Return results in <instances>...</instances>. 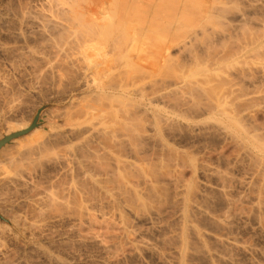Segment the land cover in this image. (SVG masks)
I'll return each mask as SVG.
<instances>
[{"label":"rangeland","instance_id":"rangeland-1","mask_svg":"<svg viewBox=\"0 0 264 264\" xmlns=\"http://www.w3.org/2000/svg\"><path fill=\"white\" fill-rule=\"evenodd\" d=\"M56 1L57 0H55V2ZM76 1L78 3V1H81V0H76ZM82 1H81V3H82ZM90 1L97 4L101 0H90ZM55 2H54V0L53 1L52 0H13V1L12 0H0V9H1L0 10V18H1L0 20L2 21V22H0V25L2 24L0 26V31H1L0 32V49L3 50L2 48H4L3 51L0 50V141L6 137L12 135V134H16V133H19V132L26 130L27 128H30L32 126V124L35 123V128L33 130H31L28 134L11 141L9 144L5 145L3 148L0 149V184H1L0 185V264H8V263L9 264H55V263H57V264H65V263L66 264H179L178 261H180L179 259H182V258L184 259V260L182 259L184 263L182 261H180V262L183 264H226V261L228 262V264L229 263L230 264H232V263L233 264H264V261H263V259H264L263 258L264 257V196H263L264 195V183H263L264 182L263 181L264 180V168L263 167L261 168V166H264V165H262V164H264V157H263L264 154L262 152H261L262 154L259 153L260 151H258V150L255 151V148H253L251 143H250V145L248 144L249 138H251L249 135L250 133H251L252 137H257V138L260 137L261 139H263L262 141L264 143V116H263L264 115V110H263L264 109V107H263L264 103H262L263 101H261V102L256 101L259 99V97L264 95V79L259 78V79L255 80L254 83L252 81H249V82L246 81L244 83H241L239 86H237L236 87L237 89L235 88L237 91V94L239 93L240 95L242 92H244V93L246 92L247 95H250V96H251V94L252 95L254 94L251 97L247 96L248 98L249 97L252 98L250 100L249 99L246 100L247 101L246 102L247 107L245 105L246 103H244L242 105L239 104L242 102L231 103V102H233V100L228 99L230 97L228 95H226L225 93H223L226 96L222 95L221 99L224 102V104L222 105L223 107L220 106L221 107L220 111L218 109V111H215V112L213 111V113H210L212 111H206L204 108H200L201 111L196 110V111H200V112H198V114L195 111L196 115L193 114L194 111H192L193 113L189 112V111H187V113H186V111H185L187 116L188 115L190 116V117L189 116L185 117L186 114L184 112H182L185 110V108L183 109L182 107H180L178 105H177V109L175 107L176 106L175 100L178 98L172 96L173 103H175V104H173L172 101H170L171 97L168 99H165V101L167 100L166 103L164 101L160 100V97H158L157 96L158 94H156L154 91H158V90L161 91L159 89V88H162L161 86L164 85L166 87V86H168V84L171 85L174 82L173 79H172L173 82L169 81L170 80L169 78H171L173 76V75L171 76V74H170L171 72H169V73L167 72V70L169 69L168 68L169 64L171 62H172L171 64H173V61H174L175 65L176 64L178 66L184 65V67H186L185 65H187L190 67V64H184V62L189 63V61H190L189 59H191L190 56L195 55L194 50L199 52L201 46L204 45L206 40H208V38L210 37L212 32L215 33L214 29L212 32L209 31V30H212L211 27L207 28L209 30H207V29H205V31L197 30L193 34H187L185 37V44L172 47V49L170 51V54H171L170 59H169L170 62L167 65L168 66L167 69H163L162 63L159 64L158 65L159 67H157V68L156 67L155 68L149 67L148 65L141 63L139 66H141V67H143L149 71H153L152 73H154V74L150 73L153 76L152 79L155 80L154 76L157 75L156 78L157 77L158 78L156 79V81H154V83L152 82L153 80L152 81L150 80L152 83L148 84L150 82L149 79H151V78L147 76L149 79L142 80V78H141L140 81L142 80V83L141 82L139 83V81H138L137 86H133L134 88L133 87L129 88L130 87L129 85L131 83L133 84V82L131 81L133 78H131V80H129L130 83L127 85V82H125V81H127L130 78H128L127 80L125 78H126V76L128 77L129 75L126 74L124 76V73H125L124 70H123L124 72L121 70L120 74L118 75V77H119L121 75V73H123V75H121V77L122 76L125 77V78H123L124 84L126 83V85L129 88V91L132 89L131 92H133V91H135V88H137L136 93L135 92H133L134 94L132 93V97H134V99L131 97L133 100L132 99H131L132 101L128 100V101H130V102H128L129 103L128 107L130 106V103L133 105V107H137L135 105V103H133L135 99H137V100H135L137 105L139 104V102L144 103V101H145V103H148L149 100H152V99H154V100H152V102L154 103V104L152 103V105H153L152 107H154V105L159 104L158 108L157 107H155L154 109L152 108L153 110L151 109V111L152 112L156 111V113L159 114L158 116L160 118L158 116L157 117L162 122L161 123L156 122V124H157V126H156L153 122L154 120L151 118V117H153V113L150 112L147 114V116H145L146 121L144 120L145 123H143V125L145 126L144 129L148 130V131L150 130L149 132H152L156 128H157V130L162 129L161 134H163L162 136L164 137V140L167 142V144L174 151L176 150L175 152H177V151L179 153L181 152L183 154L181 156L184 157V161L186 160L185 163L183 161V163L179 164L181 167L180 166L178 167V170L181 168L180 171H181V175L183 178V183L185 182L184 183L185 185H186V183H187V185L188 184H191V185L194 184L196 186V188L199 190V191L197 190L198 191L197 192V199H196L197 208L194 209V211L192 210V212H194L195 214L192 212L189 214V217H191V216H193V217L190 218L191 222L188 220L187 225L190 224L191 226L186 225L187 227L186 226L184 227V231L186 230V228H188V231L192 228L191 230L193 232V233L190 232L191 230L189 232H187V230H186L187 233L185 232L186 233L185 237L187 239L186 241H188V242L190 241V243L186 242L185 246H183V249H185L187 247L186 253L184 251V254H186L187 257L185 256V257L181 258V256H179V252H180V248H182L181 247L182 243L180 241L181 236H182V230H181L182 226H180L181 224L177 221L175 216H170L168 218L167 215H165L166 212L168 210H170V205L174 201V189L173 188L170 187L168 189V191L170 192V190H171V192H170V195H168V199L165 200L166 202L170 201V204L166 203L165 201H163L165 204L162 202L161 203L159 202L160 203L159 204L158 202L156 203V201L155 202L152 201L153 203H155L154 207H152L151 203H149V205L146 206L147 207L146 209L142 205H141V207L136 206V205H134L133 207L131 205L129 207L127 204H124L120 201H119L120 203L115 204V203H111V201H108L107 199L105 200L103 196H100L101 193L100 192L98 193L97 189L95 190V193H93L95 188L92 190L93 187L90 185V183L86 179H85L86 181L85 180L84 181L86 183L88 182V185L82 184V182L83 183H85V182L80 180V179H82L83 176L85 177L88 173L85 175L84 171H82V173H84L82 175V173L80 172L81 176H82V178H80L81 177L79 175L80 173L78 171H76V172H78L79 174L74 172L76 170L75 168L78 166V165L75 166L76 163L72 164V166L70 164H66V165L71 166V167L67 166L69 169L68 168H67L68 170L66 169V166H65L66 161H67V163L68 162L70 163V161L73 163L74 157L76 158L74 160H78L80 158V157H77V156H79V153H80L77 149H81L80 151H82L83 148H86L87 150H89L90 148H94V146L91 147L89 145V141L92 143V141L94 140L93 139L94 132L92 129L93 128L92 125L93 124L96 125L95 126L96 128L100 127L97 124H99V122L101 123L102 118L96 116L97 118H100L101 120L97 121V118L96 119L88 118V120L90 119V121H88V120L86 121L85 120L86 116H85V119H84V116H83V118H81L82 117L81 115H84L83 113L78 115V111L81 113L80 109L81 110H83L85 108L87 109L86 106L91 103L88 106L89 112L93 113L94 115L100 116L99 115L100 113L97 114L98 111L100 112V109L98 111L94 109L97 107V104L99 105V103H98L99 101L97 102L96 99H93V97H95V96H93V94L90 95L91 96L90 97L89 96L90 93L89 92L87 93V91L84 93L88 94V96L85 95L84 93H82L83 91L73 90V86L70 83H68V82H70V80L68 77L69 74L66 75V73H68L67 71H65L66 73L63 74L64 71L63 72L60 71L59 68H57V66H56V68L55 67H53V69L51 68L52 66L57 65V63L53 65V63L58 59L57 56L59 55L60 50H61L60 53L63 54L62 49L59 50L58 49L59 47L55 46L54 44H51V43H55L57 41L56 45H58L57 43L60 40L59 37H57V35L54 36L53 34H52L53 36L51 34H44L42 36H41V34H40V36H37L39 34H35V32L38 29V27H37L38 25H36L38 22L39 23L43 22L45 19H47L46 16L52 17L53 14H55V16H56L55 11L57 9L55 8V4L57 2L56 3ZM74 3H75V1H74ZM81 3L79 2L78 4L80 6H82L83 8L89 7V5L87 3L86 4L84 2H83L84 4L83 3L81 4ZM52 7H53V10H52ZM56 7H57V4H56ZM50 8L52 11L50 10ZM16 9H18V10H16ZM29 9L32 11L29 12ZM13 12H15V13H13ZM26 12L28 14H26ZM51 12H53V13L51 14ZM39 13L41 14V18H40ZM22 14H24V15H22ZM32 15H33V17H32ZM44 16H45V18H44ZM12 17H14V18H12ZM22 18L24 21H22ZM33 18H34V20H33ZM41 19H42V21H41ZM25 21H27V22H25ZM34 21H35V23H34ZM9 23L12 25H9ZM5 24H8V25L5 26ZM20 24H21V26H20ZM40 24H42V23H40ZM133 25H135V24H133ZM11 26L12 27L14 26V27L12 28ZM15 26H17V28ZM8 28H9V30H8ZM16 31L18 33L20 32V34H19L20 38L17 36L18 34ZM21 31H22V33H25V34H22ZM202 31H203V33L205 32L204 36L202 34ZM132 33H134V32H132ZM15 34H16V36H15ZM216 34H217V32H216ZM49 35L52 37H50ZM212 35L211 36L213 38V37L219 35V33L217 35H215V34H212ZM21 36H22V38L25 36V38H24L25 40L24 39L21 40ZM142 36H143V34H139V33L133 34V42H134L135 47L140 42L139 40L142 39ZM16 37H18V38H16ZM41 37H42V39H41ZM201 37H202V39H201ZM31 38L33 39V41ZM51 39H52V41H51ZM54 39H55V42H54ZM63 42L64 41H62V46H61V44H60L61 41H59L60 48L61 47L63 48V45L65 47H67L65 45V43L63 44ZM20 43H22V44H20ZM48 43H50V44H48ZM187 43H188V45H187ZM191 43L195 44V45L192 46ZM5 45H6V47H5ZM43 45H44V47H43ZM50 45H53L52 46L53 48L49 47ZM54 47L56 49H58L59 51L56 49H55V51H53L52 49H54ZM197 47H198V49H197ZM185 48H186V51H185ZM5 50H7V51H5ZM188 51L189 52L192 51L194 53V55H190L192 52L188 55V53H189ZM200 51H202V49ZM65 52H66V49H65ZM182 52L184 55L182 54ZM57 53H58V55H57ZM44 54L46 55V57ZM52 54H55V55H52ZM22 55L26 56V58ZM178 55L180 57H178ZM187 55L189 56V59H187L188 58ZM49 56H50L51 60H50ZM61 56H63V55H61ZM27 57H28V59H27ZM75 57H77V56H75ZM181 57L183 58V60H179ZM184 57H185V59H187V62L184 59ZM40 58H42L45 62L42 61V59H40ZM81 58H82V56L80 55V57L77 59L79 60ZM30 59H32V60H30ZM46 59L50 60L51 63L49 64L50 61H47ZM54 59H55V61H53ZM176 59H178V60H176ZM175 60L177 62L181 61L182 65L180 64V62L177 63ZM43 63H44V65H43ZM251 63L252 64H250L249 66L253 65L252 66L253 68H254V65L256 66L255 68H257V66H258V68L262 67V66L258 65V63L256 61L255 62L251 61ZM51 64H52V66H51ZM174 64L172 65L173 67L175 66ZM160 67H161V69H160ZM177 67L175 66V68H177ZM182 67H181V69H182ZM263 67H264V65H263ZM174 69H172V70H174ZM172 70H169V71H172ZM176 70H177L176 72L178 74V71H180V70L179 69H176ZM161 71L162 72L166 71L171 77H168L169 75H167L166 72H164V75H163V73L161 74ZM227 71H228V69H227ZM61 72H62V74H61ZM113 72H111V74L117 73V72H114V73ZM176 72H174V73L176 74ZM59 73L61 75H59ZM158 73L160 74L159 75L160 77L158 76ZM109 74L107 75L108 78L107 77L102 78L105 80V82H106V80H108L107 83H109V80H110ZM165 74H166V76H165ZM64 75H65V77H64ZM134 75L135 74H133L132 76H134ZM113 76L115 78V75H112V77ZM67 77H68V79H65ZM136 77H137V75H136ZM138 77H137V79L139 80ZM97 78L98 79H96V77H95V79L93 78L94 81H96V82H93V79H92V82L97 83V81L99 80L102 83L100 76ZM105 78H107V79H105ZM160 78H162V80ZM119 79H120V77L118 79H116L117 84H119V83L122 84L120 82V81L123 82V80H121L122 78L120 79V81H119ZM137 79L135 78V79H133V81H136ZM213 79H216V78L214 77V78H212V80ZM104 80H103V82H104ZM112 80H114V79L112 78ZM118 81H119V83H118ZM143 81H144V83L147 81L144 84V86H143ZM214 81L217 82V80H214ZM113 82L112 83L114 85L115 81H113ZM170 82H172V83L170 84ZM213 82H211L212 85H213ZM159 83H160V85H158ZM166 83H168V84H166ZM132 84H131V86H132ZM94 85H96V84H94ZM69 86H71V87H69ZM138 87L143 88V89H141V93L142 94L145 93L144 96H141L140 89H138ZM155 88H156V90H155ZM152 89H154V91ZM186 89L187 90H185V91L183 90V93L185 94V92H186L187 94H189L188 93L189 88H186ZM248 89H249V91H248ZM251 89H253V90L251 91ZM150 90H152V91H150ZM217 90L218 89L213 90V91H215L218 94L222 93L221 90H219V91H217ZM145 91H147V92H145ZM209 91H210L209 93L211 94L212 90H209ZM213 91H212V93H213ZM256 91H257V94H256ZM148 92H150V93H148ZM152 92H153V94L154 93L155 94L153 95ZM147 93H148V95H147ZM248 93H250V94H248ZM150 94H152L154 97L155 96H157V97H155V98L148 97V96H150ZM145 95H147V97ZM207 95L206 96L204 95V97L208 98ZM216 95L217 94H215V95L211 94L208 96L209 97L210 96L215 97ZM255 95H256V97H255ZM257 95H258V97H257ZM141 97H143L142 100H141ZM223 97L230 100V102L227 99L223 100L224 99ZM247 97H245V99ZM91 98L93 100H95L97 103L95 101H90L88 103L87 101L91 100ZM146 98H147V100H145ZM253 100L256 101L257 103L254 102ZM168 101L171 102L170 105L167 104V103H169ZM86 102L88 103L87 105H86ZM94 102L96 105L94 104ZM159 102H161V103H159ZM162 102H163V104H162ZM105 103L102 102L97 108L101 107V105L102 104L104 105ZM203 103H205V102L203 101ZM203 103H201V104H203ZM76 104H78V105H76ZM92 104L95 106H93L92 109H90L89 107L92 106ZM160 104H161V106L162 105L163 106L165 105V106L161 107ZM172 104H173V106H172ZM201 104L199 106L203 107ZM226 105H227V107H226ZM240 105L243 106L244 108L241 107ZM80 106H81V108H80ZM125 106H127V105H125ZM166 106H168V107H166ZM258 106H260V107L258 108ZM232 107H234V108H232ZM236 107H238L239 112L236 111V109H237ZM78 108H79V110H78ZM118 108H119V106H118ZM118 108H114V109H118ZM156 108L159 110L157 111ZM164 108H165V111H164ZM181 108H182V111L180 110ZM255 108L259 109L260 111L256 110ZM101 109H104V106H102ZM125 109H128V108H125ZM76 110H77V113L75 112ZM91 110L94 112H92ZM119 110L121 111V107L119 108ZM204 110H205V112H204ZM86 111L88 112V110H86ZM63 112L64 113L68 112L69 114L71 113L70 116L75 117L79 121L78 123H80V124H77L74 126V122L68 121L65 118H61L62 116H60V115H64ZM72 112H74L76 115L73 114ZM125 112L128 113L127 111H125ZM125 112H124V114H125ZM180 112H182L181 115H180ZM234 112L238 115H235ZM120 113L121 112H119V114ZM232 113H233V116L235 115L236 120H237V117L239 118L238 119L239 123L242 122L240 124V126L243 125V128H245V129H241L242 131L239 132L237 130V128L230 127L228 120L225 118L229 117V115L231 117H233L231 115ZM54 114H55V116H54ZM149 114L150 115L152 114L151 117ZM125 115H128V114H125ZM246 115H248V116H246ZM122 116H124V115H122ZM181 116L184 118H182ZM78 117H79V119H78ZM163 117H164V119L169 120V121L168 120H166V121H167V124L169 123L168 125H171V126H166L167 125L165 123L166 121L162 120ZM250 119H252V120H250ZM248 120H250V121H248ZM254 121H255V123H254ZM91 122H92V124H91ZM177 123H179V124H177ZM252 123L254 126H251ZM84 124H85V126H84ZM159 124H160V126H158ZM227 124H228V126H227ZM149 125H150V127H149ZM172 125H173V127H172ZM220 125H221V128H220ZM222 125H223V127H222ZM155 126H156V128H155ZM247 126L251 130L247 129ZM223 128H225V129H223ZM255 128H256V130H258L257 128H259V130L256 131ZM13 131H15V132H13ZM32 131L33 132L37 131V132H35V134L30 135L32 133ZM51 131H53V132H51ZM89 131L91 133L93 132V136ZM237 131H238V133H237ZM164 132H166V133H164ZM88 134L92 138L90 136H87ZM228 134L231 135L232 137L230 136L231 137L230 138ZM242 134L245 136H243ZM252 134H254V135H252ZM53 135H56L57 138H56V136H53ZM40 136H44L43 140L45 142L42 145H40L36 141V138L40 137ZM76 136H78V137H76ZM85 136L87 138H89V140L86 139ZM233 136H235L237 139L235 137L233 138ZM246 137L248 138V140L245 139ZM45 138H46V140H45ZM25 139L27 140L28 144L26 143ZM233 139H235V141H233ZM18 140H19V142H18ZM85 141H87L88 144ZM82 142H84V145L86 143L85 147H82V146H84ZM93 143H94V141H93ZM93 143L91 145L95 144V143L94 144ZM27 147H29L28 148L29 150L26 149ZM157 148L159 150H157ZM157 148L155 149V151L157 152V155L158 154L160 155V148L159 147H157ZM246 148H247V150H246ZM86 149L85 150L83 149L84 153H88V151ZM252 149H253V151H252ZM1 150H2V152H1ZM28 151H30V152H28ZM249 151H250V153H249ZM83 152H81V153L83 154ZM74 154H76L77 156H75ZM82 154H80V155H82ZM249 154H251V155H249ZM159 155H158V158H159ZM246 155H249V156H246ZM252 155H254V156H252ZM258 156H259L260 160L257 159ZM253 157H255L256 159ZM189 159L190 160L193 159L194 163H192V162L187 163V161H189ZM83 160L84 159H81L82 162H83ZM254 160L255 161L259 160L260 163L258 161V165L256 166L255 164H257V162H255ZM14 161L16 163H14ZM74 162H78V161H74ZM190 163H192L193 165ZM194 165L196 166L195 168H193ZM259 165H260V167H259ZM74 166H75V168H74ZM72 169H74V171ZM259 169H261V170H259ZM69 170L71 172H69ZM81 170H82V168H81ZM67 171H68V173H66ZM73 173L75 175H79L80 177L77 178L76 176H74ZM258 173H259V175H257ZM69 174L70 175L73 174L72 176L74 177V179ZM79 182L83 185V187H85V185L91 186L92 192L89 191L90 189L89 190H88V188L86 189V187H85V189L89 191L88 193H86L87 191L84 190V188H83V190H81L80 187L82 185L80 184L81 185L80 186ZM6 183H8V184H6ZM3 184L5 185V187ZM74 186H76V189H74V190L79 189L78 190L79 192L73 191L75 193V196H74V193L71 191V190H73ZM71 187H73V188H71ZM69 188H71L70 189L71 192L67 191V190H69ZM204 188H206V189L204 190ZM80 191L83 194H81ZM83 191H85V192H83ZM96 192L98 194H96ZM169 192H168V194H169ZM70 193H72V194H70ZM51 194H52V196H51ZM90 194L92 195V197L90 196ZM53 195H55V196L53 197ZM76 195L78 196V198H76L77 197ZM85 195L87 196L86 198H85ZM48 196L58 199L59 201L57 203L58 204L60 203L61 207H58V206H60V204H59L57 207L55 206L56 208H59V209H54V205L49 204L48 199L50 197H48ZM82 196H84V200L86 202L84 200H82L83 199ZM260 196H262V197H260ZM74 197L77 200L82 201V203L79 202L80 203L79 205L82 206L85 204L84 208H85V206H86V208L89 207L88 209H90L91 211L90 210H88V211L91 214L93 213L97 217L96 223H94L93 228H90L91 230L89 229V226L87 223L86 224L83 223L84 224V225H82L83 231H81L82 235L81 234L79 235L78 233H77L78 235L76 234V232H77L76 230H77V228H79L78 225H80L79 219L81 217V214H80V212H78L80 209L79 208H78L79 210L77 209V207H79V206L77 205L78 204L76 202L77 200L74 199ZM81 197H82V199H81ZM100 197H103V199H101ZM255 197H257V198H255ZM90 198L92 199L91 201H89ZM63 199L65 202H63V203L60 202V201H63ZM67 201H68V203H66ZM72 201H74V202H72ZM260 202H261V204H260ZM57 203H55V204H57ZM86 203H87V205H86ZM33 204H35V205H33ZM156 204H158V205H156ZM162 204H164V205H162ZM25 205H27V206L31 205V206L24 207ZM50 205H52L53 207H51ZM76 205H77V207H76ZM198 205H200V206H198ZM114 206L115 207L117 206V207L115 208ZM165 206H167V208ZM64 207L66 210L64 209ZM66 207H69V208L67 209ZM121 207H122V209H121ZM137 207H138V209H137ZM164 207L167 210L164 209ZM118 208H120V209H118ZM29 209H31V210H29ZM74 210H75V212H74ZM156 210L164 211L163 212L164 214H162L161 217H158L156 215L152 216L151 214L152 213L155 214ZM56 211H58V212L56 213ZM38 212H40L41 214ZM74 213L77 214V216ZM72 214H73V217H72ZM102 214L106 215V219L111 217V215L112 216L114 215V217H116V219L114 218L115 219L114 221L118 226L119 225L122 226L123 224L132 225V227H133L132 231L134 232V235L136 237H134L131 240V242H128V243H126V242L123 243L124 241L122 243H119L121 241L120 240L116 241L115 239H113L114 242L110 241L112 239H107L106 241H108L109 243L108 242L99 243L98 240L97 241L89 240L90 235H91L90 233H92V234L96 233V232H92L93 229H94V231L100 232L101 234L104 233L103 234L104 236L105 235L110 236V235H112L111 234L112 232H114L113 234L116 233V231L110 230L108 228L106 229V226L103 223V219L100 218V217H102ZM78 216H80V217H78ZM162 218L163 219L165 218L164 221ZM122 219L125 220L126 222H124ZM121 221H122V224H121ZM221 221H223L224 224H226V225H224L223 222H221ZM219 222L221 224H219ZM30 226H31V228H29ZM179 226H180V229H179ZM189 227H190V229H189ZM8 229H9V231H8ZM194 231H196V232H194ZM86 232L89 233V238H87L88 233L86 234ZM84 234L87 237H85ZM201 234H203V236ZM199 235L202 237H200ZM231 237H232V239L235 238V240L238 241V243L240 245H242V247H244V245H245L244 248L247 249L246 253L238 251V250L234 251V250L229 249V247L227 245V243H228L227 241H229V239H231ZM198 238H199V240H198ZM38 239H39V241H38ZM48 239H49V241H48ZM219 239L223 240L222 245L220 243H218ZM166 241H167V243H166ZM38 246H39V248H38ZM226 247H228V248H226ZM227 249L229 250L228 252H226ZM257 252H259V253H257ZM260 254H261V256H260ZM227 255H230V256H227ZM14 256H15V258H14ZM228 257L232 260V262L229 261L230 259ZM9 259H11V260H9ZM222 259H224V260H222ZM4 260L8 261V262L4 263ZM259 260H260V262H259Z\"/></svg>","mask_w":264,"mask_h":264},{"label":"bare ground","instance_id":"bare-ground-1","mask_svg":"<svg viewBox=\"0 0 264 264\" xmlns=\"http://www.w3.org/2000/svg\"><path fill=\"white\" fill-rule=\"evenodd\" d=\"M74 1H75V3H74ZM81 1H78V3L79 2L81 3ZM117 1L118 0H101L99 3L95 4V3L91 2L90 0H83L82 3L84 2L85 4L87 3L89 5V7L83 8L82 6H80L77 3L76 0H57L56 1L57 3L54 0V2L57 4V7H56V4H55V8L57 9L55 11L56 16H55V14H53L52 17L48 16L49 18L46 16L47 19H45L43 22H40L42 24H40L39 22L36 24V25H38L37 26L38 29L35 32V34H39L37 36H40V34H41V36L44 35V34H51V35L53 34L54 36L57 35V37H59V39H60V40L59 39L58 40L61 41V43H60L61 46H62V41H64L63 44L65 43V45L67 46V47H65L63 45V48L62 47L60 48L59 41L57 43L58 45H56L57 41L55 42V39H54L55 43H51V44H54L55 46L59 47L58 48L59 50L62 49V51H63V54H62V53H60L61 50L59 51L55 47H54V49H52L53 51H55V49L58 50L59 51V55L57 53L58 56L57 55L56 56H57L58 59L56 58L57 59L56 61H55V59L53 60V61H55L53 63V65L56 64V63H57V65L52 66V64H51V66H52L51 68L53 69V67L56 68V66H57V68H59L60 71H62V72L64 71L63 74H65L66 73L65 71H67L68 73H66V75L69 74L68 77H69V80H70V82H68V83H70L73 86V90H75V91L76 90L83 91L82 93L87 91V93L88 92L90 93L89 96L92 95V94H93V96H95V97H93V96L92 97H93V99H96L97 102L99 101L98 102L99 105L102 102L103 103L106 102L108 104V105L106 103L104 105L102 104L101 107H99V108H97L99 106L97 104V107L94 108L97 111L100 109V112L98 111V113H97V114L100 113L99 114L100 116L94 115L93 113L89 112L88 106L91 103L90 104H88V103L90 101H95L92 98H91V100L87 101L88 103L86 102V105L88 104L86 106L87 109L84 107L85 109H83V110L80 109L81 113L78 111V115H80L82 113L84 114V115H81L82 117L80 116L81 118H83V116H84V119H85V116H86V119H85L86 121L88 120V118H91V119L92 118L96 119L97 117L102 118V120L100 118H97V121L101 120V123L99 122V124H97L101 128L100 127L96 128L95 127L96 125H94V124H93L94 126L92 125V127H93L92 129H93V132H94V137H93L94 140L93 141H94L95 144L90 139L94 145H91L92 143L90 141H89V145L91 147L94 146V148H90L91 150L90 149L87 150L86 148H83L84 150L86 149L88 151V153H84L83 149H82V151H80L81 149H77L80 152L79 156L74 154L75 156L80 157L81 159H84L85 161L83 160V162H82L80 158L78 160H74V159H76L74 157L73 163L71 161H70V163L69 162L67 163V161H66L65 162V166H66V169H67L68 168L67 166H69V165H66V164H70L72 166V164L76 163L75 166L78 165L77 166L78 168L77 167L75 168V166H74V168L76 170L74 171V169H72L75 173L79 174L80 172L82 173V171H84L85 175L87 173L88 174L85 176L86 178L83 176L84 179L82 178L81 173L79 174L81 177L79 175H75L73 173L74 176H76L77 178L78 177L82 178V179H80L82 181H84L85 179L88 180L90 185L93 187L92 190L95 188L93 193H95V190L97 189L98 193L99 192L101 193L100 196H103L105 200L107 199L108 201H111V203H115V204L122 202L124 204H127L129 207L131 205H132V207L134 205L141 207V205H142L146 209L147 208L146 206H148L149 203L152 204V207H154L155 203H153V202H155V201H156V203L157 202L158 203L159 202L160 203L161 202L164 203L163 201L168 199V195H170V192H171V190L169 192L168 189L170 187L173 188L174 189V201L173 202L171 201L172 203L170 205V210H168L165 215H167L168 218L170 216H175L177 221L181 224L180 226H182V229H181L182 230V236H181V240H180L181 243H182V245L180 244L182 248H180V252H179V256H181V258H182V257L186 256V254H184V251L186 253L187 247L186 248L184 247L185 249H183V246H185L186 242H188V241H186L187 239L185 237L186 233L189 232L192 229V228L190 229V227H189L190 230L188 231V228H186V230H187V232H186V230L184 231V227L187 225L188 220L191 222L190 218L193 217L191 215H190L191 217H189V214L192 212V210L194 211V209L197 208L196 199H197V192L199 190L196 188V186L194 184L193 185H191V184L187 185V183H186V185H185L184 184L185 182L183 183V178H182L181 171H180L181 168L178 170V167L180 166L179 164L183 163V161H184V157L181 156L183 154L181 152H180L181 153L180 154L178 151H177L178 153L175 152L176 150L174 151L167 144V142L164 140V137L162 136L163 134H161V130L162 129L161 130L160 129L157 130V128H156V126H157L156 122L157 123H159V122L161 123L162 121L159 119L160 118L158 116L159 114H157L156 111L152 112L151 109L152 108L154 109L155 107L158 108L159 104L154 105V107H152L153 106L152 105V103H153L152 100H154V99H152V100H149V102L147 101L148 103H145V101H144V103H140L139 102V104L137 105V103L135 101L137 99H135L133 103H135V105L137 107H133V105L131 103H130V106L128 107V104H129L128 102H130L128 100H131L132 98L134 99V97H132V93L133 92L136 93V90H137V88H135V91L131 92L132 89L129 91V88H131L133 86H137L138 81H139V83L140 82L142 83V80H147V79H149L148 77L151 78V79H149V81L153 80L152 81L153 83L158 78V77L156 78V76H157L156 75V76H154L155 80L152 79L153 78L152 74H154V73H152L153 71H149V70L139 66L141 63H144V64L148 65L149 67H153V68L159 67L158 65L162 63L163 69H167V67H168L167 65L170 62V60H169L170 56H171L170 51H171L172 47L180 46V45L185 44V37H186L187 34H193L197 30L205 31V29L211 27L212 30H209V29H207V30L212 32L213 29H214L215 33L212 32V34L217 35L219 33V35H217V36L214 35L215 37L212 38L213 35L208 31L212 36L210 35L208 40H206L205 43L203 42L204 45H202L200 43L203 46V47L201 46V48H200V50L202 49V51L199 50V52H197V51L194 50L195 55H194V53L192 51L191 52L193 54L188 51L189 52L188 55L191 53L190 55H194V56H190L191 59H189V56L187 55L188 58L187 57L186 58L189 59L191 62L190 61H189V63H185L184 62V64H190V67L187 66V65H185L186 67H184V65H182L181 61H179V62H180V64L183 67L180 66V65H179L180 66L179 67L177 64L175 65L174 61H173V64L176 67L178 66L177 68H175V66L174 67L172 66L173 64H171L172 63L171 62L169 64V67H168L169 69L167 70V72L168 73L171 72L170 74H171V76L172 75L173 76L171 77L166 71H164V72H166L167 75H169L168 77H171V78H169L170 79L169 81H172V79H173L174 82L173 81H172L173 83L170 82V84L172 83L171 85L168 84L169 82L166 83V84H168V86H166V87L164 85H163L164 87L161 86L162 88H159L161 90V91L158 90L159 92L158 91H154V89H152V90L156 94H158L157 96L160 97V100L164 101L165 103L167 102V100L165 101V99H168L170 97H171L170 101H172V103H173L172 96L178 98V99L175 98L176 99L175 100L176 106L175 105L174 106L176 107V109H177V105H178V106L182 107L183 109L185 108L184 111H182V108L180 109L182 112L185 113V111H186V113H187V111H189V112L194 111V113L193 112L192 113L195 114V115H196V113L198 114V112L201 111L200 108H204L206 111H212L210 113H213V111L214 112L218 111V109L220 111V108H221L220 106H222L224 104V102L222 101L221 98H222V95H225V94L230 97L228 99L233 100V102H231V103L242 102V103H239L241 105L246 103L247 102L246 100L252 99L250 97L253 96L254 94L253 95L251 94V96L247 95L246 92L245 93L242 92L241 95L239 93L237 94V91H236L237 88L236 87L239 86L241 83H244L246 81H248V82L252 81L254 83V81L259 79V78L260 79H264V67H263V65H264V0H185V4H182L179 9H178V7H176V8L166 7V6H164L163 1L160 0L159 3L155 6L154 11H153L149 21L148 22L146 21L147 23H144V24H135V25H133V23H129L128 22L129 21V17L127 15L123 16V15L119 14V10H118L119 8H117ZM186 3H187V5H186ZM177 5L178 4H176L175 6H177ZM30 9H29V12L32 11ZM175 9H178V10H175ZM16 10H18V9H16ZM50 10H51V8H50ZM52 10H53V7H52ZM174 11L179 13V17H176V13ZM15 12H13V13H15ZM53 12H51V14ZM26 14H28V13L26 12ZM22 15H24V14H22ZM32 17H33V15H32ZM12 18H14V17H12ZM40 18H41V14H40ZM44 18H45V16H44ZM174 19L175 20L177 19L176 22H175ZM33 20H34V18H33ZM22 21H24L23 18H22ZM41 21H42V19H41ZM0 22H2V21L0 20ZM25 22H27V21H25ZM10 23H9V25H12ZM34 23H35V21H34ZM6 25H8V24H5V26ZM20 26H21V24H20ZM15 27L17 28V26H15ZM8 30H9V28H8ZM203 31H202V34L204 36L205 32L203 33ZM132 32H134V33H132ZM216 32H217V34H216ZM21 33H22V31H21ZM138 33L139 34H143V36H142V39L139 40L140 42L138 43V45L135 47L134 46V42H133V34H138ZM17 34H18L17 36L19 37L20 32L19 33L17 32ZM22 34H25V33H22ZM15 36H16V34H15ZM22 36H21V40L25 38V36L23 38H22ZM52 36H50V37H52ZM18 37H16V38H18ZM41 39H42V37H41ZM201 39H202V37H201ZM32 41H33V39H32ZM51 41H52V39H51ZM20 44H22V43H20ZM48 44H50V43H48ZM187 45H188V43H187ZM193 45H195V44H192V46ZM52 46L53 45H50L49 47H52ZM5 47H6V45H5ZM43 47H44V45H43ZM2 49L4 50V48H2ZM65 49H66V52H65ZM197 49H198V47H197ZM3 50H1V51H3ZM5 51H7V50H5ZM185 51H186V48H185ZM60 54L63 55V56H61ZM182 54H183V52H182ZM52 55H55V54H52ZM80 55L82 56V58L78 60L77 58H79ZM22 56H24V55H22ZM75 56H77V57H75ZM24 57L26 58V56H24ZM45 57H46V55H45ZM178 57H180V56L178 55ZM49 58H50V56H49ZM27 59H28V57H27ZM40 59H42V58H40ZM184 59H185V57H184ZM187 59H185L186 62H187ZM30 60H32V59H30ZM50 60H51V58H50ZM50 60H47V61H50ZM176 60H178V59H176ZM179 60H183V58L181 57ZM42 61H44V60L42 59ZM251 61H253V62L256 61L258 63V65H260L262 67L258 68V66H257V68H255L256 66L254 65V68H253L252 67L253 65L249 66L250 64H252ZM179 62H177V63H179ZM50 63H51V61L49 62V64ZM43 65H44V63H43ZM181 67H182V69H181ZM171 68L172 69L175 68V69L172 70ZM185 68L186 69L188 68V69L186 70ZM160 69H161V67H160ZM176 69H179V70L181 69L180 71H178V74L176 72L177 71ZM227 69H228V71H227ZM121 70L125 71L124 76L126 74L129 75L128 77L126 76V78H125L123 76L121 77V75H123V73H121V75L119 76L120 79L122 78L121 80H123V78H125L126 80L128 78H130L127 81H125V82H127V85L130 83L129 80H131V78H133V79L136 78L137 79V77L139 76L138 77L139 80L137 79L136 81H133V79H132L131 81L133 82V84L131 83L132 86L130 84L129 88L126 85V83L124 84V80L122 82L119 79V81L122 84H120L119 81H118V83L120 85L117 84L116 79L119 78L118 75L120 74ZM169 70H172V71H169ZM113 71L117 72V73H114ZM62 72H61V74H62ZM111 72H113L114 74H111ZM131 72L133 74H135V75L132 76L133 74ZM164 72L161 71V74L163 73V75H164ZM174 72H176V74ZM150 73H152V74H150ZM61 74L59 73V75H61ZM108 74L110 75L109 83H107L108 80H106V82H105V80L102 79L104 77L108 78V76H107ZM112 75H115V78H114V76L112 77ZM136 75H137V77H136ZM159 75L160 74L158 73V76ZM99 76H100V79H101L102 83L99 80L97 81V83H93V82H96V81H94L95 77H96V79H98L97 77H99ZM165 76H166V74H165ZM64 77H65V75H64ZM68 77L65 78V79H68ZM111 77L114 80H112ZM214 77L216 79L212 80V78H214ZM107 78H105V79H107ZM141 78H142V80L140 81ZM92 79H93V82H92ZM160 79L162 80V78H160ZM103 80H104V82H103ZM214 80H217V82H215ZM113 81H115L114 85H113V83H114ZM151 81L148 84H151L152 83ZM110 82L111 83L113 82V83L111 84ZM211 82H213V85L211 84ZM145 83L143 81V86H144ZM94 84H96V85H94ZM158 85H160V83ZM69 87H71V86H69ZM186 88H189L188 89L189 90L188 91L189 94H187L186 92H185V94L183 93V90L184 91L187 90ZM138 89H140V93H141V89H143V88L142 87H138ZM216 89H218L217 91L221 90L222 93L218 94L215 91H213V90H216ZM152 90H150V91H152ZM155 90H156V88H155ZM209 90L213 91V93L211 91V94H214V95L217 94V95L215 97L214 96L213 97L212 96L209 97L208 95H211L209 93L210 92ZM252 90L253 89H251V91ZM248 91H249V89H248ZM145 92H147V91H145ZM148 93H150V92H148ZM148 93H147V95H148ZM223 93H225V94H223ZM250 93H248V94H250ZM144 94L141 93V96H144ZM152 94H153V92H152ZM152 94H150V96H148V97H152V98L157 97V96L154 97L153 96L154 94L153 95ZM256 94H257V91H256ZM85 95L88 96V94H85ZM147 95H145V96L147 97ZM204 95L205 96L207 95L208 98H205ZM258 95H257V97H258ZM247 96H250V97L248 98ZM245 97H247V98L245 99ZM255 97H256V95H255ZM142 99H143V97H141V100ZM225 99H227V98H224L223 100H225ZM145 100H147V98ZM170 101H168L169 102V103H167L168 105L171 104ZM203 101L206 104L203 103ZM228 101L230 102V100H228ZM256 101H259V102L263 101L262 103H264V95L259 97V99L256 100ZM256 101H254V102H256ZM95 102H94V104H95ZM159 103H161V102H159ZM175 103H173V104H175ZM201 103H203L204 105L201 104ZM124 104L127 105V106H125ZM162 104H163V102H162ZM173 104H172V106H173ZM200 104L203 107L199 106ZM76 105H78V104H76ZM95 105L92 104V106H90L89 108L92 109V107L95 106ZM245 105L247 107V103ZM102 106H104V109H101ZM118 106H119V108L121 107V111L119 110ZM160 106H161V104H160ZM166 107H168V106H166ZM226 107H227V105H226ZM241 107H243V106H241ZM259 107L260 106H258V108ZM80 108H81V106H80ZM114 108H118V109H114ZM125 108H128V109H125ZM165 108H164V111H165ZM232 108H234V107H232ZM236 108H237L236 111H238V107H236ZM78 110H79V108H78ZM86 110H88V112ZM122 110L123 111L124 110L127 111L128 113H126L125 111L124 112H125V114H128V115H125ZM158 110L159 109H157V111ZM196 110H200V111H196ZM205 110H204V112H205ZM256 110H259V109H256ZM195 111H196V113H195ZM75 112L77 113V110ZM92 112H94V111H92ZM119 112H121V113L119 114ZM150 112L153 113V117H151L152 114L151 115L149 114V115L154 120L153 122L156 125L155 126L156 129L153 130L152 132H149L150 130L149 131L145 130L144 129L145 126L143 125V123H145V121H146L145 116H147V114L150 113ZM182 112H180V115H181ZM235 112H234V114L238 115ZM72 113L75 114L74 112H72ZM70 114L68 112H65L64 115H60V114L59 115L62 116L61 118H65L68 121L74 122V126L77 125V124H80V123H78L79 121L75 117L70 116ZM122 115H124V116H122ZM231 115L233 116V113ZM235 115L233 117H231L230 115H229V117L225 116L226 117L225 119L228 120V123L230 124V127L237 128V130L240 132V131H242L241 129H245V128H243V125L240 126V124L242 122L239 123V121H238L239 118L237 117V120H236L235 119L236 118ZM54 116H55V114H54ZM188 116L186 114L185 117H188ZM246 116H248V115H246ZM182 118H184V117H182ZM78 119H79V117H78ZM162 120L166 121L168 119H164V117H163ZM250 120H252V119H250ZM250 120H248V121H250ZM88 121H90V119ZM165 123L167 124V121ZM254 123H255V121H254ZM91 124H92V122H91ZM168 124L166 126H171V125H168ZM177 124H179V123H177ZM84 126H85V124H84ZM158 126H160V124ZM227 126H228V124H227ZM251 126H254L253 123H252ZM149 127H150V125H149ZM172 127H173V125H172ZM222 127H223V125H222ZM220 128H221V125H220ZM223 129H225V128H223ZM247 129H250V128H248V126H247ZM257 129L259 130V128H257ZM255 130H256V128H255ZM258 130H256V131H258ZM238 131H237V133H238ZM13 132H15V131H13ZM35 132H37V131H34V132L32 131V133L30 135L35 134ZM51 132H53V131H51ZM93 132L92 133L90 132L92 134V136H93ZM164 133H166V132H164ZM254 134H252V135H254ZM249 135H250L251 138H249V143L248 144L250 145V143H251L253 148H255V151L258 150V151H260L259 153L262 152L264 154V143L262 141L263 139H261L260 137H259L260 139L257 138V137H252L251 133ZM53 136H56V135H53ZM87 136H90V135L88 134ZM230 136L231 135H229V137ZM243 136H245V135H243ZM43 137L44 136H40V137L36 138V141L40 145H42L45 142L43 140ZM76 137H78V136H76ZM234 137L235 136H233V138ZM247 137L245 138L246 140H248ZM56 138H57V136H56ZM85 138L89 140V138H87L86 136H85ZM45 140H46V138H45ZM233 141H235V139H233ZM18 142H19V140H18ZM85 142L88 144L87 141H85ZM26 143L28 144L27 140H26ZM82 143L84 145V142H82ZM86 143H85L84 146H82V145L81 146L85 147ZM157 147L160 148V155L158 154L159 158H158L157 152L155 151V149ZM28 148L29 147H27L26 149L29 150ZM2 150H1V152H2ZM157 150H159V149L157 148ZM246 150H247V148H246ZM252 151H253V149H252ZM28 152H30V151H28ZM81 152H83L84 155ZM249 153H250V151H249ZM80 154H82V155H80ZM251 154H249V155H251ZM249 155H246V156H249ZM252 156H254V155H252ZM253 158H255V157H253ZM257 159H259V156H258ZM74 161H78V162H74ZM258 161H255V162H257V164L254 163L256 166L258 165ZM185 162H186V160L184 161V163ZM188 162L194 163L193 159L192 160L189 159V161H187V163ZM14 163H16V162L14 161ZM192 163H190V164H192ZM259 163H260V161H259ZM262 165H264V164H262ZM71 166H69V167H71ZM195 167L196 166L194 165L193 168H195ZM259 167H260V165H259ZM262 167L264 168V166H261V168ZM81 168H82V170H81ZM259 170H261V169H259ZM76 171H78L79 173L76 172ZM69 172H71V171L69 170ZM66 173H68V171ZM84 173H82V175ZM72 175H70V176H72ZM257 175H259V173ZM73 179H74V177H73ZM88 182L87 183L86 182L85 183L82 182V184H87L88 185ZM6 184H8V183H6ZM80 184L81 183L79 182V185ZM91 186H86L85 185L86 189L87 188H88V190L90 189L89 190L90 192H92ZM4 187H5V185H4ZM85 187H83V185H82L80 188H81V190H83V188H84V190H86ZM71 188H73V187H71ZM71 188H69V190H67V191H69V192H71V191L72 192L73 191L74 192H79L78 191L79 189L78 190H74V189H76V186H74L73 190L70 191ZM205 189L206 188H204V190ZM88 190H86L87 191L86 193L89 192ZM83 192H85V191H83ZM168 192H169V194H168ZM98 193L96 192V194H98ZM70 194H72V193H70ZM81 194H83V193L81 192ZM51 196H52V194H51ZM54 196L55 195H53V197ZM74 196H75V193H74ZM90 196L92 197L91 194H90ZM48 197H50V196H48ZM53 197H50L49 199L47 198L48 201H49V204L54 205V209H59V208H56L60 204V203L59 204L57 203L59 200L56 199V198H53ZM82 197H83V199H82ZM82 197H81V199L84 200V196H82ZM86 197L87 196L85 195V198ZM103 197H100V198L103 199ZM260 197H262V196H260ZM76 198H78V196ZM76 198L74 197V199H76ZM255 198H257V197H255ZM91 200L92 199L90 198L89 201H91ZM60 202L63 203L65 201L63 199V201H60ZM72 202H74V201H72ZM76 202L78 203L77 205L79 206V207H77V205H76L77 209L78 208L80 209V210L78 209L79 210L78 212H80V214H81V217L78 216V217H80V219H79L80 221L78 220L80 225H78V227L81 230L79 228H77V230L76 229L75 230L77 231L76 234L78 233L79 235L80 234L82 235L81 231H83V229H82V225H84L83 223H85V224L87 223L88 226H89V229L93 228L94 223H96L97 217H96V215H94L93 213L91 214L88 211V210H90V209H88L89 208L88 206H87L88 208H86V206L84 208L85 204L82 205V206L79 205L80 203H82L81 200H77ZM55 203H57V204H55ZM66 203H68V201ZM166 203L170 204V201H168ZM164 204H162V205H164ZM260 204H261V202H260ZM27 205H25L24 207H26ZM33 205H35V204H33ZM52 205H50V206L53 207ZM86 205H87V203H86ZM156 205H158V204H156ZM29 206H31V205H29ZM29 206H27V207H29ZM198 206H200V205H198ZM58 207H61V204ZM165 207L167 208V206H165ZM165 207H164V209H166ZM66 208L68 209L69 207H66ZM31 209H29V210H31ZM64 209H65V207H64ZM118 209H120V208H118ZM121 209H122V207H121ZM137 209H138V207H137ZM57 212L58 211H56V213ZM74 212H75V210H74ZM163 212L164 211L156 210L155 214L152 213L151 215L152 216L156 215L158 217H161V215L164 214ZM38 213H40V212H38ZM192 213H194V212H192ZM75 215L77 216V214H75ZM72 217H73V214H72ZM100 218L103 219V223L105 224L106 229L108 228L110 230L116 231V233L113 234L114 232H112L111 233L112 235H110V236L109 235H105L104 236L103 235L104 233L101 234L100 232L94 231V229H93L92 232H96V233H93V234L90 233L91 235H90V239L89 240H91V241L92 240L93 241H97L98 240L99 243H102V242H108V241H106L107 239H112V240H110L111 242L113 241V239H115L116 241L120 240L121 242H119V243H122L123 241H124L123 243H125V242L128 243V242H131V240L134 237H136L134 235V232L132 231L133 230L132 229L133 228L132 225L123 224L122 226H120V225L118 226L115 223V221H114L116 219V217H114V215L113 216L111 215V217L106 219V215L102 214V217H100ZM164 219H163V221H164ZM123 221L126 222L125 220H123ZM221 222H223V221H221ZM121 224H122V221H121ZM219 224H221V223L219 222ZM223 224H224V222H223ZM189 225H187V226H189ZM224 225H226V224H224ZM31 226L29 228H31ZM180 226H179V229H180ZM8 231H9V229H8ZM88 232H86V234ZM190 232H192V230ZM194 232H196V231H194ZM201 235L203 236V234H201ZM87 236L85 235V237L89 238V233H88ZM202 236H200V237H202ZM198 240H199V238H198ZM38 241H39V239H38ZM48 241H49V239H48ZM227 242H228L227 245H228L230 250H234V251L238 250V251L246 253L247 249L244 248L245 245H244V247H242V245H240L238 243V241L235 240V238L232 239V237H231V239H229V241H227ZM166 243H167V241H166ZM188 243H190V241ZM218 243H220L222 245L223 240L219 239ZM228 247H226V248H228ZM38 248H39V246H38ZM228 251L229 250L227 249L226 252H228ZM257 253H259V252H257ZM227 256H230V255H227ZM260 256H261V254H260ZM14 258H15V256H14ZM182 259H179V260L183 262L184 259L183 260ZM9 260H11V259H9ZM222 260H224V259H222ZM180 261H178L179 264L181 263ZM229 261L232 262L231 259ZM263 261H264V259H263ZM5 262H8V261L4 260V263ZM259 262H260V260H259ZM183 263H181V264H183ZM55 264H57V263H55ZM226 264H228L227 261H226Z\"/></svg>","mask_w":264,"mask_h":264},{"label":"crops","instance_id":"crops-1","mask_svg":"<svg viewBox=\"0 0 264 264\" xmlns=\"http://www.w3.org/2000/svg\"><path fill=\"white\" fill-rule=\"evenodd\" d=\"M159 1L160 0H118L117 8H119L118 9L119 14L123 16L127 15L129 17V21H128L129 23L144 24L149 21L154 11L155 6L159 3ZM162 1H163L164 6L171 7V8L178 7V9L180 8L182 4H185V0H162ZM176 4L178 5L175 6ZM178 9H175V10H178ZM175 13H176V17H179V13L177 12Z\"/></svg>","mask_w":264,"mask_h":264},{"label":"water","instance_id":"water-1","mask_svg":"<svg viewBox=\"0 0 264 264\" xmlns=\"http://www.w3.org/2000/svg\"><path fill=\"white\" fill-rule=\"evenodd\" d=\"M35 128V123L32 124V126L30 128H27L26 130L16 133V134H12L6 138H4L3 140L0 141V149L3 148L5 145L9 144L11 141L24 136L26 134H28L31 130H33Z\"/></svg>","mask_w":264,"mask_h":264}]
</instances>
